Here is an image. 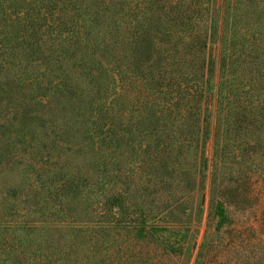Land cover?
Returning <instances> with one entry per match:
<instances>
[{
  "label": "trees",
  "instance_id": "trees-1",
  "mask_svg": "<svg viewBox=\"0 0 264 264\" xmlns=\"http://www.w3.org/2000/svg\"><path fill=\"white\" fill-rule=\"evenodd\" d=\"M206 187L264 264V0H0V264H187Z\"/></svg>",
  "mask_w": 264,
  "mask_h": 264
},
{
  "label": "rangeland",
  "instance_id": "rangeland-1",
  "mask_svg": "<svg viewBox=\"0 0 264 264\" xmlns=\"http://www.w3.org/2000/svg\"><path fill=\"white\" fill-rule=\"evenodd\" d=\"M213 148H214L213 139H212V135L210 134L206 141V145H205V156L208 162L212 158ZM207 203H208V194H207V187H206L205 191L200 195L201 213L198 219L196 220V232L192 235V239H191V242L194 243L195 249L193 250V254L190 258V261L187 264H193V257L199 245L202 243L203 237L207 234H210L212 230L210 227L211 223L206 217L207 216Z\"/></svg>",
  "mask_w": 264,
  "mask_h": 264
}]
</instances>
